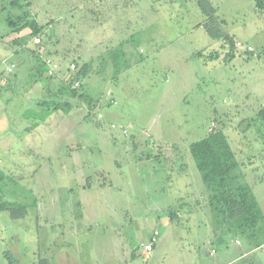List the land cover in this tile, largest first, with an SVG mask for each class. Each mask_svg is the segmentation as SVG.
<instances>
[{"label":"rangeland","instance_id":"1","mask_svg":"<svg viewBox=\"0 0 264 264\" xmlns=\"http://www.w3.org/2000/svg\"><path fill=\"white\" fill-rule=\"evenodd\" d=\"M112 5L0 0V207H26L20 217L0 211V264H109L120 238L141 264H214L210 241L199 242L210 192L189 151L214 131L227 135L239 182L263 214L250 242L234 226L220 230L252 245L238 264H264V13L255 0H132L125 13ZM26 13L43 27L41 45L7 23ZM29 52L60 73L41 76ZM109 55L111 66L101 60ZM84 66L76 93L62 92Z\"/></svg>","mask_w":264,"mask_h":264},{"label":"trees","instance_id":"2","mask_svg":"<svg viewBox=\"0 0 264 264\" xmlns=\"http://www.w3.org/2000/svg\"><path fill=\"white\" fill-rule=\"evenodd\" d=\"M258 10L264 13V0H255ZM201 5V4H200ZM202 6V5H201ZM209 9L215 11L213 8H206L203 6L202 10L206 13ZM7 23L13 31L21 33L25 28L32 30L33 36H39L43 27L26 13L18 16L16 19L8 18ZM205 26V25H204ZM206 28L212 34H216L211 30L210 26ZM219 36V35H218ZM227 38V37H226ZM229 41L231 42V38ZM195 56L204 61H214L219 59L218 52H198ZM38 58L37 67L42 71V76L46 68L45 63ZM235 56L233 53H228L223 61L230 63ZM87 67L84 66L75 76L77 81H82V78L87 74ZM72 80V79H71ZM64 84L63 91L75 94V84L72 81ZM74 89H72V86ZM81 86V85H80ZM78 88V87H77ZM76 88V89H77ZM63 94V93H62ZM52 106L47 107L46 103L42 102L40 105L47 111L57 109L60 104L52 102ZM65 106H69L65 103ZM48 113V112H47ZM43 114H41L42 116ZM259 118L264 121V108L258 113ZM38 116V114H37ZM194 160L196 161L197 168L201 173L202 180L210 192L211 209L214 216L217 218L216 222L219 228H224L227 225L234 226L236 231L245 236L249 242L255 237L261 235V222L263 221V214L260 209L259 203L249 186L240 183V175L238 168L240 164L235 158V153L231 147L227 135L223 131H214L204 139L194 142L189 146ZM2 175V174H1ZM10 211L13 215L20 217L26 214V207L23 205H2L0 211ZM23 211L24 214H19ZM19 214V215H18ZM233 223V225L231 224Z\"/></svg>","mask_w":264,"mask_h":264},{"label":"crops","instance_id":"3","mask_svg":"<svg viewBox=\"0 0 264 264\" xmlns=\"http://www.w3.org/2000/svg\"><path fill=\"white\" fill-rule=\"evenodd\" d=\"M107 1H110V0H107ZM130 2H132V0H111V3H113V5H112L113 9H111V10H113L114 13H125L129 9V7H127V4H129ZM120 3H123V4L126 3V4L120 5ZM151 11H154V9H151ZM121 45H122V43H121ZM26 57H27L28 61H31L30 67L33 66V68H35L37 65L36 66L34 65L32 59L37 60L36 59L37 57L36 56L33 57L31 52L26 54ZM39 58H41V56ZM14 59H18V62L21 61L22 63H23L22 60H24L23 58H19V57H15ZM103 59L108 60V64L111 66V55H109L107 58H102L101 60H103ZM35 60H34V62H36ZM85 62H87V61H85ZM37 63H38V60H37L36 64ZM212 214H211V216L208 215L210 218V221H209L210 222V228L208 227L207 229L204 230V233L202 234V236L199 240V242H203L204 239L210 241V244H209L210 245V249H209L210 255L215 256V258H213L212 263H214V264H238L245 257L251 255V253L254 251L252 249V245L251 244H249V245L244 244L241 241L240 235L232 236L231 234H229L225 231H222V229L220 230V228L217 225L215 218H214V225L216 224V229L218 231H215V228L213 231V229H212V227H213L212 219L213 218H211V217H213ZM206 225L208 226V223L205 224V226ZM155 232H158V231H155ZM154 233H153V235H154ZM111 234L115 235V237H116L114 230H111ZM226 234H229L231 236H228ZM153 235L151 236L150 242L148 244L151 243ZM159 237H160V232H159L158 240H159ZM120 239L121 240H119V242H120L121 250L119 251V255L111 254V259L108 260V263L109 264L110 263L111 264H141L139 262V257H140L139 256V250L136 248L135 253H133L132 250L126 251V248L123 246L124 240L122 238H120ZM217 244H220L221 246L224 247L222 249L221 255L218 252V250L215 249V246H217ZM155 245L153 246L152 251H148L146 249H145V251L146 252H153ZM43 264H47V262L44 260ZM55 264H83V263H81L79 261L69 260V259L63 258V259L59 260V263H55ZM92 264H94V263H92Z\"/></svg>","mask_w":264,"mask_h":264},{"label":"built area","instance_id":"4","mask_svg":"<svg viewBox=\"0 0 264 264\" xmlns=\"http://www.w3.org/2000/svg\"><path fill=\"white\" fill-rule=\"evenodd\" d=\"M34 41H35L36 45H41L42 44V38L40 36L36 37L34 39ZM249 50H252V49L249 48ZM44 63H45V66L47 68V74H48L49 77L56 76L58 73H60L61 67L52 58H49V57L45 58L44 59ZM15 68H16L15 64L10 65L7 68L8 73H12L15 70ZM71 69L75 70L76 69V65L72 64L71 65ZM72 80H73L76 88L80 86L81 83L79 81H77L76 78H74ZM158 236H159V232H155L153 237H152L151 243L145 246L146 250H148V251H152L153 250V246L158 241ZM263 248H264V246H263Z\"/></svg>","mask_w":264,"mask_h":264}]
</instances>
